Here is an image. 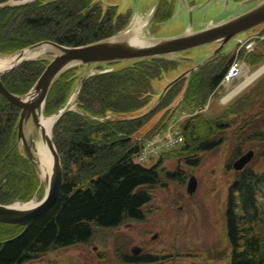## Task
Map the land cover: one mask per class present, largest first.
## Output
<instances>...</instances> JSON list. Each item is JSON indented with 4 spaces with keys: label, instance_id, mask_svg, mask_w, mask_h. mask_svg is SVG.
I'll return each mask as SVG.
<instances>
[{
    "label": "trees",
    "instance_id": "16d2710c",
    "mask_svg": "<svg viewBox=\"0 0 264 264\" xmlns=\"http://www.w3.org/2000/svg\"><path fill=\"white\" fill-rule=\"evenodd\" d=\"M130 16L120 13L116 5L104 7L96 0H38L3 7L0 53L17 52L41 41L69 47L87 45L123 30ZM220 57L190 76L182 100L194 110L203 107L206 96L220 83L232 61L223 64ZM178 64L179 61L167 57L136 59L130 65L86 79L77 97L86 114L68 112L54 127V142L64 170L60 196L24 232L22 226L0 223V264H23L42 253L86 243L93 237L95 227L114 228L128 220H144L145 206L153 197L149 188L161 183L162 172L171 181L182 178L178 171L161 170L163 161L152 167L136 163L133 157L139 142L128 140L157 112L164 110V116L169 115V107L180 92L179 89L174 92L179 84L170 86L147 113H134L152 102L153 81L176 69ZM46 65L44 58L25 62L3 76V83L10 92L25 95ZM85 68L74 66L58 76L47 98L46 114L65 104L84 77ZM18 73H23V77L17 78ZM24 81L29 82L30 89L18 90L15 84L21 86ZM252 95L248 94L240 106L227 108L223 115L226 119L212 120L204 114L188 119L182 127L186 143L183 150L213 151L227 141L231 132L238 141L235 160L247 151L243 149L249 135L264 139V118L258 113L248 117L254 104ZM110 113L118 115L106 118ZM19 115L20 108L0 94L1 204L30 200L40 186L35 167L18 142ZM238 115L242 116V125L232 127L235 119L230 116ZM163 122L165 125L166 120ZM235 172L237 178L230 188L225 211L229 264H264V172L251 168ZM21 173L28 177L21 179ZM9 184L11 188H7ZM156 260V256L147 254L129 258L134 263Z\"/></svg>",
    "mask_w": 264,
    "mask_h": 264
},
{
    "label": "rangeland",
    "instance_id": "374dc122",
    "mask_svg": "<svg viewBox=\"0 0 264 264\" xmlns=\"http://www.w3.org/2000/svg\"><path fill=\"white\" fill-rule=\"evenodd\" d=\"M36 1L38 0H7L5 2H0V8L21 6ZM96 1L100 2L104 7L108 5H117L120 12H126L128 9L139 12L140 9H144L143 7L140 8L142 0ZM211 1L177 0V13L174 14L176 11L174 7L173 10H170L167 14L164 9L166 7L170 9L171 5L166 4L164 0L162 4L164 9L161 15L158 14L156 16V20L154 21L157 24L156 26L161 28V30H153V34L142 32L139 39L143 41V43H136L131 40L135 34L133 32L134 30H132L134 27L129 24V19V25L127 24L128 26H126L124 30H120L121 32L119 33L121 34L115 36L114 40H110V42L123 43L124 45L130 43L138 44L133 46L136 49L137 47H145L149 43L165 41H160L155 38L152 39L153 36L171 39L176 34L180 35L179 33L181 32H187V28H189L191 24V17L194 27L192 30L200 29L204 26L211 25L212 22L223 20L227 15L229 16L224 19L225 21L237 18L239 15L241 16L253 9L258 3L257 1L246 4H237L233 2L228 10H223L219 8V5L213 7V2ZM151 2L155 3L146 14L145 19L149 17L146 24L150 22V18L158 12L157 0H152ZM207 2L211 3L208 4ZM192 5L194 6L189 9L188 7ZM139 18L140 17H137V19ZM137 19L134 20L136 21ZM135 23L136 22L133 21L132 24ZM140 23L141 22L136 25H140ZM237 38L225 43V50H221L222 53H225L221 54L219 60L222 61L221 63L225 64L230 62V60L239 58L241 68L238 74L236 75L237 72H233L232 75H228L223 82L220 81V83L206 96L205 102H203L204 108L202 112L199 113L204 114L207 118L209 117L212 120L228 118L223 116L226 114L227 108L232 105L237 107L240 106L241 101L251 93L253 94L252 99L254 104L248 112V117L251 114L258 113L261 119L264 118V72L251 83L235 92L231 97L225 99L230 93L240 87L248 76L264 66V23L254 30L239 34ZM238 40H242V42L251 40L253 45L250 48L242 47L240 49V42H238ZM218 46V43H212L189 50L185 53L178 52L167 56V58L181 61V64H178L176 69L171 70L166 75L162 76L161 79L153 81L154 97L152 98V102L144 109L134 113L136 115L147 113L151 108L157 105L159 99L161 100L163 98L167 92L163 94V91L170 82L176 81L172 85L179 84V87L175 88L174 92L178 89L180 92L178 96L173 99V103L169 107L170 111L168 113L169 115H167L168 117H165L164 110H161L151 117V120L140 130L142 134H148V137L153 136L148 146L137 158L146 166H154L163 161L161 170L163 169L165 172L178 171L181 173L182 178L180 180L171 181L166 179L164 171L162 172L161 183L153 188H149L153 197L145 206L144 220H128L114 228L95 227L94 235L90 241L42 253L38 257L23 264H228L230 260V250L228 248V239L226 235L225 211L230 188L237 178V172L232 168V163L238 141L233 138V134L230 132L227 141L213 151L187 153L183 150L186 143L182 140V135L176 134L178 129L183 133V123L180 121L182 116L188 111L195 112L192 107L188 106L182 100V94L187 90L191 74L199 69L184 75V73L189 72L197 62L187 61L184 59L185 57L182 56L186 55L188 58H193L197 54L204 53L206 55L209 52L218 51ZM128 47L131 49L130 46ZM15 54V52L10 54L0 53V57H13ZM39 58L46 59L47 64L52 60V57L48 55H41ZM198 58H200V56H198L197 59ZM38 60L39 59L28 60L23 63ZM133 60L135 59L114 61L119 62L116 65H110L112 62L92 63L89 66L85 65L86 68L83 74L87 75L88 78L90 76L107 73L109 72L108 69L114 70L118 67L121 68L130 65ZM23 75V73L20 75L18 73L17 78L23 77ZM182 75L184 76L180 78ZM29 86V82L27 81H24V84L21 86L15 84V87L21 91L32 88H29ZM77 90L76 86L65 104L56 111L54 110L46 114L45 107L43 108V115L45 117L59 115L51 128L50 139L53 141L54 145H56L54 142V127L56 123L68 112L85 113L77 98ZM50 91L51 87L48 89L46 98H48ZM10 93L17 96L20 95L12 92ZM72 95H75L74 98L71 97ZM3 96L10 102L5 95ZM156 99H158V101H156ZM46 102L47 100L45 99V105ZM13 105L20 108L21 114L23 108L16 104ZM109 115L116 116L118 114L110 113L108 116ZM230 118H233V120L235 119L232 127L236 128L237 125H242L241 115L230 116ZM163 121L166 125H162ZM177 121L180 122L175 125ZM23 123L26 141H21V143H19L22 151L24 148L26 149L27 145H30V138L34 139L36 144L42 142L43 138V136L41 138V127L34 121L32 116L27 118ZM163 126L165 128L161 130L160 128ZM247 139L243 151H254V157L249 162L247 168H251L258 173H263L264 139H258L253 134L249 135ZM196 160H200L199 163L197 165L192 164V162ZM229 164H231V166ZM192 176L196 177L198 185L193 193H189L187 190V182ZM19 177L25 179L28 177V174L21 173ZM39 181L40 186L34 195V199L38 200L41 199L46 192V186L42 185L40 178ZM10 186L9 184L7 188H11ZM144 254L156 256L158 260L149 263L143 261L137 263L129 262V258L142 257Z\"/></svg>",
    "mask_w": 264,
    "mask_h": 264
},
{
    "label": "water",
    "instance_id": "95a60500",
    "mask_svg": "<svg viewBox=\"0 0 264 264\" xmlns=\"http://www.w3.org/2000/svg\"><path fill=\"white\" fill-rule=\"evenodd\" d=\"M162 1L163 0H159L158 9L161 6ZM263 21L264 3L256 9L228 23L218 25L198 34L167 40L164 42H159L157 44L148 45L146 47H137V49L133 47L136 46V44L134 43L124 45L123 43H112L110 42V40L100 41L79 47H66L54 42L39 43L19 52L17 55L16 63L9 69L12 70L22 61L29 59L28 56L30 51L38 53L44 49V46H50L51 48H53L54 50H50L47 54H55L54 59L47 66L46 70L40 77L33 90L25 96H17L11 94L3 85L0 79V92L5 95L10 100V102L23 108L19 122V138L24 139L25 137L23 133V122H25L26 119L29 118L30 115H32L34 121L38 123L37 109L42 107V105L44 104L48 89L56 76L68 66L77 63L113 61L120 59L165 55L213 41H227L235 34L250 29ZM128 46H130L131 49ZM36 92L39 93V98L33 101V98L35 96L34 93ZM42 134L43 138L45 139L46 133L44 130H42ZM30 144L34 147V141L32 139L30 140ZM48 145L53 152L54 160L51 173L47 176H44L43 178L45 184L48 185V191L45 197L36 206L33 207H22L16 204H0V222L20 224L25 226V230H27L37 217L50 210V208L58 200L63 183V167L58 151L56 150V147L50 138L48 139ZM26 152L28 154V157L36 164L33 152L28 145L26 147ZM252 156V151L243 155L234 163V167L238 170L243 169L244 166L250 161ZM196 186V179L195 177H192L188 184V191L190 193H193L196 189Z\"/></svg>",
    "mask_w": 264,
    "mask_h": 264
},
{
    "label": "bare ground",
    "instance_id": "6f19581e",
    "mask_svg": "<svg viewBox=\"0 0 264 264\" xmlns=\"http://www.w3.org/2000/svg\"><path fill=\"white\" fill-rule=\"evenodd\" d=\"M138 15L135 16V18L137 19ZM141 21V19H137L136 21L134 20V22H136L135 24L139 23ZM44 51H48L50 50V46H44ZM42 53H34L33 51L29 52V56L28 57H32V58H38L39 56H41ZM17 61V56L15 57H0V73H2L3 71L9 69L10 67H12ZM264 72V66H262L260 69H258L256 72H254L252 75L248 76L245 80L244 83L241 84L240 87H238L234 92L230 93L225 99H228L229 97H231L235 92H237L238 90H240L242 87H244L245 85L251 83L256 77H258L259 75H261ZM35 96L33 98V101H35L36 99L39 98V93H34ZM41 109L42 107H40L39 109H37V117H39L38 122H39V126L44 129V131H46V138L51 136V128L52 125L54 124V122L57 120V116H52V117H45L43 114H41ZM42 140V142H39L38 145V156L40 158H38V165L39 162L41 164V173L42 175H49L51 173V168H52V164H53V154L52 151L48 145L47 139ZM39 200L38 199H33L32 202L24 205V204H17V205H23L22 207H33L36 206L38 204Z\"/></svg>",
    "mask_w": 264,
    "mask_h": 264
},
{
    "label": "crops",
    "instance_id": "0c3cea01",
    "mask_svg": "<svg viewBox=\"0 0 264 264\" xmlns=\"http://www.w3.org/2000/svg\"><path fill=\"white\" fill-rule=\"evenodd\" d=\"M151 1L152 0H142V2L140 4V8L143 7L144 9L139 10V12H141L140 13L141 14L140 15L141 21L143 19H145L147 12L153 7V4L155 2H151ZM212 2H213V7H216L215 5H219V8H221L223 10H228L231 7V3H233V0H214ZM215 3H217V4H215ZM144 30L147 31V33H150V32L153 33V30H161V28L157 27L155 24V25H149V26L144 27ZM196 30H198V29H196Z\"/></svg>",
    "mask_w": 264,
    "mask_h": 264
},
{
    "label": "built area",
    "instance_id": "2783aa9c",
    "mask_svg": "<svg viewBox=\"0 0 264 264\" xmlns=\"http://www.w3.org/2000/svg\"><path fill=\"white\" fill-rule=\"evenodd\" d=\"M233 72H237V73H236V75H237L238 72H239V69H233V70L230 72L229 76H231Z\"/></svg>",
    "mask_w": 264,
    "mask_h": 264
}]
</instances>
